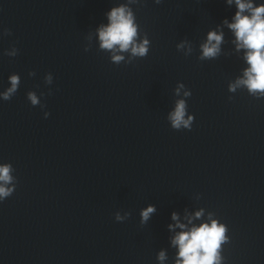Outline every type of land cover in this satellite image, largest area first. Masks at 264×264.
<instances>
[{
  "label": "clouds",
  "instance_id": "9594fccd",
  "mask_svg": "<svg viewBox=\"0 0 264 264\" xmlns=\"http://www.w3.org/2000/svg\"><path fill=\"white\" fill-rule=\"evenodd\" d=\"M156 4H160L163 0H154ZM141 0H126L118 6H114L106 13L107 23L101 24L96 29L99 40V50L110 53L112 63L119 65L121 63H132L137 58H143L148 55L150 48V40L147 33L141 35V29L136 22V15L131 5L140 4ZM231 6L235 4L236 12L230 23L228 19L222 21L234 34L236 51L243 50V59L246 61L247 67L243 70V76L237 78L234 83H230L228 91L234 93L238 87H244L250 96L255 98H264V3L257 4L254 0H226ZM219 28V26H218ZM4 36L11 35L10 29H3ZM90 39V37H89ZM225 43L223 31L210 30L207 33V39L200 45V60H212L221 55V45ZM177 50L187 51V56L192 52V47L187 39L182 40L176 45ZM90 50L89 46H85L84 51ZM19 49L14 45L5 50L4 54L9 57L18 55ZM121 53L130 54L128 59ZM34 71L29 72V76H35ZM10 86L6 90L0 92V99L9 101L18 91L20 85L19 74H11L8 77ZM46 85L53 83V76L47 73L44 76ZM183 90L185 98L192 95L191 91L185 87L183 83H178L175 88V94L179 96ZM51 89L47 95H51ZM45 93L41 92L37 95L35 91L27 93V99L32 106H40L42 109L46 107L41 102V97ZM231 99V97H229ZM188 105L186 99H178L175 108L171 111L167 120L170 122L171 128L174 130H191L194 122V115L188 114ZM49 112H44L47 118ZM14 168L11 163H0V202L10 197L16 188V177H14ZM156 212L154 205H149L140 211V223L146 224L152 214ZM130 212L123 215L118 211L115 213V220L123 222L130 217ZM203 215V209L195 213V218ZM213 213H209L210 223H201L199 226H192L188 230H184L187 226L179 222L176 212L172 213V220L176 221L175 225L169 224V230L179 228L171 240V244L178 249L176 253L175 264H223L222 256L223 246L230 242L228 236V227L221 223L218 219H212ZM189 218V223H191ZM166 259L164 251H160L157 260L163 262Z\"/></svg>",
  "mask_w": 264,
  "mask_h": 264
}]
</instances>
